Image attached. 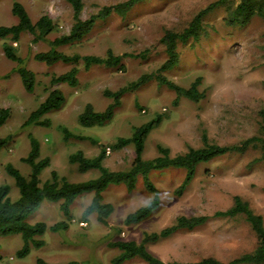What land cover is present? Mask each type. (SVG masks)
<instances>
[{
    "label": "rangeland",
    "instance_id": "374dc122",
    "mask_svg": "<svg viewBox=\"0 0 264 264\" xmlns=\"http://www.w3.org/2000/svg\"><path fill=\"white\" fill-rule=\"evenodd\" d=\"M127 0H82V19L98 13L104 6ZM218 0H144L125 16L112 14L98 22L85 39L75 45L61 48L67 54L105 56L111 49L116 55L129 54L123 59V68L93 66L85 71L80 66L79 84L52 87L51 77L66 73L71 65L57 63L47 66L35 61L36 53L49 49L48 42L34 43L32 36L24 34L18 42L0 40V108L10 110V118L0 127V138L10 137L0 151V183L10 187V198H19V189L13 178L5 172L12 164L28 177L30 167L21 161L30 149L28 135L36 137L41 145V157H49L51 164L40 175L44 183L57 171L72 183H80L98 176L97 171L81 173L69 156L83 151L95 157L100 149L88 141L64 140L60 127L76 135L91 137L108 148L105 166L111 170L127 169L134 157V147L114 150L111 145L118 138H128L134 128L160 117L159 124L150 132L144 151L145 159L157 156V145L169 147L172 154L184 153L188 146L203 145L205 133L211 143L231 146L260 135L259 112L264 109V21L254 17L242 27H229L224 19L240 0H227L209 12L203 20L199 41L192 39L178 43L180 62L164 72L175 84L188 88L199 80V90L205 98L192 102L185 98L176 100V94L152 80L137 90L126 92L113 119L103 125L83 127L79 115L87 104L103 111L112 101L104 96L106 90L115 92L144 74L155 73L166 60L161 37L165 30L181 32L203 8ZM21 3L33 22L48 15L58 27V32L48 39L67 34L73 24V9L67 0H0V26H12L18 19L12 14L13 3ZM5 43L13 45L24 60V66L36 74L33 93L26 92L16 71V64L3 52ZM52 88L60 89L66 98L62 109L47 114L49 127L23 124ZM177 101V102H176ZM259 150L231 154L198 166L194 180L178 193L185 178L184 170L169 169L153 172L150 179L159 190L160 207L143 223L126 226L127 214L146 205L151 199L139 177L134 191L123 185L111 186L104 193L105 202L114 206L113 215L104 225L92 214L83 217L92 194L79 197L71 206L70 217H65L58 203L44 202L30 215V224L45 222L51 227L59 222L68 228L59 232L48 230L42 239L45 245L32 249L24 258L17 253L23 247L20 234L0 237V264H37L42 258L49 264H110L116 250L109 244L116 241L140 243L145 233H159L171 226L178 216H211L233 204L240 196L264 218V163L253 162ZM257 238L242 216L234 219H212L192 231L180 230L149 244L148 250L164 262L195 263L204 258L228 262L252 251ZM124 264H145L133 258Z\"/></svg>",
    "mask_w": 264,
    "mask_h": 264
},
{
    "label": "trees",
    "instance_id": "16d2710c",
    "mask_svg": "<svg viewBox=\"0 0 264 264\" xmlns=\"http://www.w3.org/2000/svg\"><path fill=\"white\" fill-rule=\"evenodd\" d=\"M73 9V24L67 34L48 38L58 32V27L48 15H42L36 22H33L25 7L18 2L12 5V14L17 17L18 22L12 26H0V40H11L18 42L22 35L32 36L34 43L48 42L49 49L45 52L36 53L34 59L38 63L47 66L57 63L71 65V69L61 75L51 77L52 87L67 84L77 87L79 84L78 75L80 66L85 71L93 66H103L107 68H123V59L131 56L129 54L116 55L111 49L107 50L105 56L67 54L61 50L63 47L75 46L81 43L89 35L95 25L109 18L112 14L125 16L135 5L144 0H127L112 6L102 7L98 13L91 15L87 19H82V0H67ZM227 0H218L201 9L190 21L188 27L181 32L165 30L161 37V43L165 47L166 60L160 68L152 74H144L130 85L112 92L106 90L103 94L111 99V103L103 110L96 111L92 104H87L78 117V121L83 127L103 126L109 123L116 109L120 106L122 96L129 91H134L155 80L159 85L166 86L176 94V100L185 98L192 102H200L205 98L204 92L199 90L200 81L197 80L190 87H181L168 80L164 72L174 68L180 62L178 53V43L186 42L190 39L199 41L203 30V20L207 14L213 11L218 5ZM229 15L224 19V23L229 27H242L251 22L254 17L264 21V0H240L239 3L230 9ZM3 52L7 59L16 64V71L19 74L22 84L28 93H33L36 86V74L24 66V60L18 55L13 45L5 43ZM66 101L64 93L58 88H52L44 101L32 111L24 122L23 126L28 127L43 126L49 127L50 120L44 117L62 109ZM176 101V102H177ZM260 129L258 136H253L243 140L241 143L231 146H221L211 143L204 133L202 136L203 145L195 148L188 146L184 153L172 154L169 147L158 144L157 156L152 159L144 158L146 141L150 132L159 124L160 117L150 122L134 128L132 135L128 138H118L111 148L121 150L128 146H133L135 157L131 165L124 170H111L105 166L108 148L98 140L91 137L76 135L66 127H60L64 140L77 139L88 141L94 146H98L99 153L92 158L87 157L83 151H78L69 156V162L77 165L78 171L87 173L97 171L96 178L80 183H72L66 177L60 176L57 171H52L51 176L44 183L41 182L40 175L51 164L49 157H41V145L39 140L32 134L28 135L30 149L21 161L30 167L28 177L14 167L12 164L5 165V172L14 179L19 189L20 196L13 201L10 198V187L0 183V237L10 234H20L23 240V247L18 251L17 256L24 258L32 249H39L45 245L42 237L50 230L59 232L68 228L65 221L59 222L51 227L45 222L30 224L27 218L40 209L44 202L58 203L59 209L65 217H70L71 206L81 196L92 194L91 202L83 213L84 218L92 214L97 216V220L106 225L107 220L114 213V206L105 202L104 193L111 186L123 185L128 192L135 190L139 177L142 178L145 189L152 194V199L144 206L126 215L124 224L126 226L137 225L146 221L161 205L159 190L150 175L153 172H163L169 169L184 170L185 178L178 189L182 193L185 188L194 180L199 165L208 163L219 157L247 153L250 149L259 150V158L253 162L264 163V109L259 112ZM10 118V110L0 108V127L4 126ZM10 137L0 138V151L7 144ZM242 216L250 225L257 238L256 247L228 262H223L215 258H204L195 263H183L178 261L164 262L153 255L147 248L149 244L168 238L177 231L189 230L202 227L212 219H234ZM1 247V245H0ZM109 247L116 250V254L110 259V264H124L133 258L141 259L145 264H264V218L256 213L240 196H234L233 204L224 211H217L211 216H178L174 223L162 229L159 233H145L140 243L135 241H116L109 244ZM2 256L0 255V261ZM37 264H49L42 258L36 260ZM66 264H79L78 262H68Z\"/></svg>",
    "mask_w": 264,
    "mask_h": 264
}]
</instances>
